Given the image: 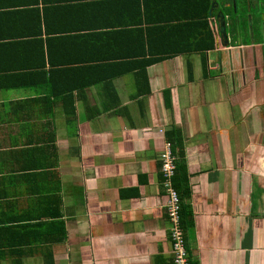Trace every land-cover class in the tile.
<instances>
[{
    "label": "crops",
    "instance_id": "1",
    "mask_svg": "<svg viewBox=\"0 0 264 264\" xmlns=\"http://www.w3.org/2000/svg\"><path fill=\"white\" fill-rule=\"evenodd\" d=\"M212 28L214 49L150 64L145 81L143 0H0V84L41 83L0 87V264H173L171 131L192 264H264V48Z\"/></svg>",
    "mask_w": 264,
    "mask_h": 264
},
{
    "label": "trees",
    "instance_id": "2",
    "mask_svg": "<svg viewBox=\"0 0 264 264\" xmlns=\"http://www.w3.org/2000/svg\"><path fill=\"white\" fill-rule=\"evenodd\" d=\"M211 1L212 0H143V10L146 16V53L153 56L144 60V73H142V77H145V81H147L145 69L150 64L159 62L164 58H172L182 53L198 52L203 55L206 51L215 48V30L210 25V17L208 16ZM39 30L42 29L40 28ZM110 78L113 77L100 76L93 82L108 81ZM21 79V76L16 74L7 80L6 83L0 84V87L5 89L20 87L34 88L41 85V83L37 81L21 82ZM25 83H28V85H24ZM52 84L53 79L49 86L51 88V93L49 89L45 94L44 100L50 101L52 98L50 103L51 106L48 110L55 111L57 102L60 101V98L58 95L54 94L57 90L52 92ZM72 88L69 89L71 90ZM68 92L70 91L66 90L65 95H68ZM64 110L67 112V115H69L73 113L75 109L73 105H70V107ZM167 137L172 143V152L177 157L173 183L182 201L184 195L188 197V194H186L188 179L182 162V143L179 134L174 131L167 133ZM180 191H183V196ZM189 214V210L181 206V225L184 233L187 229V225H189V222L186 220Z\"/></svg>",
    "mask_w": 264,
    "mask_h": 264
},
{
    "label": "flooded vegetation",
    "instance_id": "3",
    "mask_svg": "<svg viewBox=\"0 0 264 264\" xmlns=\"http://www.w3.org/2000/svg\"><path fill=\"white\" fill-rule=\"evenodd\" d=\"M212 4L211 17L216 21V26L214 27L219 29L218 26L221 25V20L225 23L228 42L226 43V39L219 34L222 42L229 45L240 41L238 44L245 46L244 42L248 40L250 41L248 45H253L254 50L264 48V45L259 43L263 40H259L260 37L257 34L260 24L264 28V0H212L210 9ZM239 5L243 8V16L233 14V9H236V13L238 12ZM259 20H261L260 24Z\"/></svg>",
    "mask_w": 264,
    "mask_h": 264
},
{
    "label": "built area",
    "instance_id": "4",
    "mask_svg": "<svg viewBox=\"0 0 264 264\" xmlns=\"http://www.w3.org/2000/svg\"><path fill=\"white\" fill-rule=\"evenodd\" d=\"M176 171V156L172 152L170 141L165 142L162 153L160 154V174L161 185L167 196L166 212L171 223L170 242L172 249L173 264H191L187 240L181 225V200L172 185V179Z\"/></svg>",
    "mask_w": 264,
    "mask_h": 264
},
{
    "label": "rangeland",
    "instance_id": "5",
    "mask_svg": "<svg viewBox=\"0 0 264 264\" xmlns=\"http://www.w3.org/2000/svg\"><path fill=\"white\" fill-rule=\"evenodd\" d=\"M233 14L234 15H238V16H243L244 15V11H243V8H242V6L241 5H239L238 6V12L236 13V9H233ZM261 23V20H259V24ZM257 34L259 35V40H263L264 41V28H262L261 27V24H260V27L258 28V30H257ZM246 42H248V40L246 41ZM221 59L222 58H225V57H227V51H225V50H223V51H221ZM225 56V57H224ZM227 59H228V57H227ZM235 59L236 60H239V56H236L235 57ZM230 61H233L232 59H228V63H226L225 65L227 66H229V63H230ZM238 65L237 64H235V68L237 67ZM246 69H248V68H246ZM224 70H226V69H224ZM251 71V72H250ZM252 71H254V67H252V68H249L248 70H247V72H249L247 75L249 76V77H253V72ZM239 81V82H241L242 81V78L241 77H239V75H236V81ZM237 85H239L238 83H237ZM24 92L23 91H21V90H14V91H11V92H9V93H7L8 95H9V97H17V96H21L22 94H23Z\"/></svg>",
    "mask_w": 264,
    "mask_h": 264
},
{
    "label": "water",
    "instance_id": "6",
    "mask_svg": "<svg viewBox=\"0 0 264 264\" xmlns=\"http://www.w3.org/2000/svg\"><path fill=\"white\" fill-rule=\"evenodd\" d=\"M236 3V2H235ZM212 8H213V4H212V6H211V9L208 11V16L209 17H211V15H212ZM210 24H211V26H216V21H214L213 19L210 21ZM220 26H221V29H220ZM220 26H218V28L220 29V31H218V32H220V35H222L226 40V43L228 42V39H227V33H226V29H225V23H224V21L223 20H221V25ZM214 28H216V27H214ZM218 29V30H219ZM240 42V41H239ZM238 42V43H239Z\"/></svg>",
    "mask_w": 264,
    "mask_h": 264
}]
</instances>
